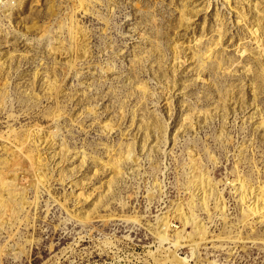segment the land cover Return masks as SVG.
<instances>
[{
	"label": "rangeland",
	"instance_id": "obj_1",
	"mask_svg": "<svg viewBox=\"0 0 264 264\" xmlns=\"http://www.w3.org/2000/svg\"><path fill=\"white\" fill-rule=\"evenodd\" d=\"M264 264V0H0V264Z\"/></svg>",
	"mask_w": 264,
	"mask_h": 264
},
{
	"label": "bare ground",
	"instance_id": "obj_2",
	"mask_svg": "<svg viewBox=\"0 0 264 264\" xmlns=\"http://www.w3.org/2000/svg\"><path fill=\"white\" fill-rule=\"evenodd\" d=\"M176 261H179V260H177V258H176ZM179 262H180V261H179ZM180 264H184V263H182V261H181Z\"/></svg>",
	"mask_w": 264,
	"mask_h": 264
}]
</instances>
